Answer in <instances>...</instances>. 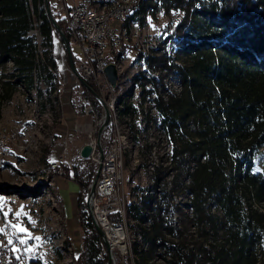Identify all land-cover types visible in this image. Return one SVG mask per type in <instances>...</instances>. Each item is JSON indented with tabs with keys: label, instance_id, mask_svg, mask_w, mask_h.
<instances>
[{
	"label": "trees",
	"instance_id": "obj_1",
	"mask_svg": "<svg viewBox=\"0 0 264 264\" xmlns=\"http://www.w3.org/2000/svg\"><path fill=\"white\" fill-rule=\"evenodd\" d=\"M152 2L182 15L175 59L156 50L145 61L149 75L171 72L178 90H156L145 72L132 78L139 100L149 99L152 126L168 147L169 181L160 166L152 167V185L134 186L123 221L116 215L109 221L130 231L128 264H264V0ZM53 19L61 25V19ZM32 31L41 38L43 52L37 51ZM53 37L61 44L42 0H0V105L17 87L27 96L33 91L39 107L56 100ZM5 64L11 72L5 73ZM86 83L96 92L92 82ZM121 105L115 110L118 118L132 110L124 100ZM90 179L85 185L74 180L80 186L76 210L82 237L73 264L106 263L84 212ZM5 252L8 264H20L11 244ZM115 255L121 264L127 252L120 256L114 250Z\"/></svg>",
	"mask_w": 264,
	"mask_h": 264
},
{
	"label": "rangeland",
	"instance_id": "obj_2",
	"mask_svg": "<svg viewBox=\"0 0 264 264\" xmlns=\"http://www.w3.org/2000/svg\"><path fill=\"white\" fill-rule=\"evenodd\" d=\"M47 1L51 15L60 19L59 0ZM164 14L161 24H152L151 14L146 15L145 21L151 26L158 42V48L152 50L153 54L158 53L156 50L165 51L167 45L174 44L178 47L176 41L182 35V31L177 29L181 13L165 9ZM31 35L34 36L37 51L43 52L46 48L40 44L41 38L35 31ZM50 51L56 64V100L50 105L44 102V106L39 107V100L33 91L27 96L22 88L17 87L0 105V132L5 129L13 132L16 137L14 146L0 162V197L5 201L0 209V228H5L2 234L5 245L12 239L14 243L11 244V249H19L17 253L20 264L74 263L81 250L82 237L76 210L80 186L74 180H81L85 185L94 174V166L81 161L78 151L87 142V135L95 136L97 122L102 115L101 107L97 102L94 106L76 84L67 66L63 47L56 37L51 40ZM70 52L76 58L80 56L79 50L73 46H70ZM124 53L125 61L114 90L109 91L101 79H98L100 87L94 86L95 93L106 105L114 100L112 106L109 104L110 126L102 132L100 139L102 141L109 132L110 139L118 143V149L122 152L123 170L119 187L124 208L121 221L126 204L133 200L132 188L152 185V167L162 168L161 176L166 182L169 181L170 174L166 163L168 147L151 123L155 112L147 97L143 101L139 100L140 88L137 83H133L132 78L138 72H145V78H154L156 90L166 93L178 90L171 72L161 71L149 75L140 54L134 50H126ZM177 61L184 62L182 55L179 54ZM3 68L5 73L11 72L9 64L3 65ZM40 86L43 102L47 94L46 87L43 84ZM147 88L148 85L145 89ZM81 99L90 104L94 115L84 114ZM123 100L131 105L132 110L128 115L118 118L115 104L121 105ZM53 164H57V167L52 168ZM173 201L185 202L184 199L177 198ZM21 211L22 215L17 218L15 213ZM5 212L8 213L7 218L3 215ZM11 224H22L32 237L41 239H30L28 245L21 246L15 243L17 236L9 227ZM122 229L125 247L121 251L115 250L120 256L127 252L121 264H128V240L130 241L131 235L126 227ZM28 246L34 248V254L23 250ZM5 256L8 263L6 252ZM116 263L115 256L114 264Z\"/></svg>",
	"mask_w": 264,
	"mask_h": 264
},
{
	"label": "built area",
	"instance_id": "obj_3",
	"mask_svg": "<svg viewBox=\"0 0 264 264\" xmlns=\"http://www.w3.org/2000/svg\"><path fill=\"white\" fill-rule=\"evenodd\" d=\"M67 1L68 0H59L61 12L60 29L68 41L69 49L70 46H73L79 50L80 56L78 58L74 57L75 63L73 66L76 73L85 82L90 81L97 87H100L98 79H101L105 87H107L109 91H113V88L109 86L103 71L110 65L112 51L116 49V47H124L123 43L118 42V35H123L120 30V21L127 13H134L135 0H69V4ZM118 1L130 2V9L119 10ZM153 23L161 24L159 11H156V14H154L152 19V24ZM135 36H137V29H135ZM126 50L132 51L133 49L131 47L125 48V51ZM125 56L123 58L124 61ZM76 84L78 85L77 82ZM80 102L84 107L85 115H94L88 102L84 99H81ZM109 104L110 103L107 105L108 109ZM99 121L97 122V125ZM109 126L108 123L107 127L109 128ZM15 140L16 137L13 132L5 129L0 132V162L5 158L8 150L14 146ZM86 143L90 144L91 152L87 159L80 160L93 165L95 174L98 158L94 137H91V134L87 135ZM99 144L102 159L94 184L93 194L89 201V208L100 228L101 226L99 222L101 221L105 224L117 226V228H120V231H122L121 225H114L109 221V218L112 215H116L121 219V205L123 198H121L119 184L123 167L120 165L117 144L114 140L110 139L109 132L106 133V136L102 141L99 139ZM56 167L57 164L52 165V168ZM90 181L91 179L85 188L89 187ZM5 246L4 238L2 234H0V251H5ZM0 264L8 263L0 262Z\"/></svg>",
	"mask_w": 264,
	"mask_h": 264
},
{
	"label": "bare ground",
	"instance_id": "obj_4",
	"mask_svg": "<svg viewBox=\"0 0 264 264\" xmlns=\"http://www.w3.org/2000/svg\"><path fill=\"white\" fill-rule=\"evenodd\" d=\"M90 1H100V0H90ZM158 6H153L152 1L150 0H135L134 1V13H127L121 19L120 30L122 31L123 35H118V42L123 43L124 47H116V49L112 51V56L110 57V65L114 67L115 72H116V76H117L116 81L118 80V76L120 75L122 71V63L124 62L123 58L125 56V53H124L125 48L132 47V49L136 53L140 54L139 57L141 58L142 62H145L146 59L153 54L152 50L158 48L157 47L158 42H157L156 36L153 35L151 26L147 25L145 21L146 15L151 14V17L153 19V16L154 14H156V11H159L160 22H162V18L165 16L164 14L165 9L161 6L159 7ZM118 9L119 10L130 9V2L118 1ZM135 29H137V36H135ZM181 39H182V35L180 36L179 40ZM177 50H178V47L172 44V46L167 45V48L164 52H166L168 58L175 59L174 54H176ZM113 102L111 101L110 106H112ZM110 110H109V114L111 116ZM110 116H109V125H110ZM86 128H87V125H86ZM116 144H117L118 157L120 159V165L123 167L122 152L120 149H118V143ZM122 208H124L123 199H122V205H121V218H122ZM123 213H124V210H123ZM99 219H100V215H99ZM99 224L110 245L111 252H112L111 254L112 264H114V257L117 256V255L114 256V250L118 249L119 251H121V250H124V247H125L124 236H123L124 232H122L123 231L122 226H121L122 231H120V229H118L117 226L105 224L104 222H101V221L99 222ZM0 262L7 263L5 251H0Z\"/></svg>",
	"mask_w": 264,
	"mask_h": 264
},
{
	"label": "water",
	"instance_id": "obj_5",
	"mask_svg": "<svg viewBox=\"0 0 264 264\" xmlns=\"http://www.w3.org/2000/svg\"><path fill=\"white\" fill-rule=\"evenodd\" d=\"M42 2H43L44 13H45L50 25L52 26L54 32H56L57 36L59 37V40L62 44L69 71L71 72L72 76L75 78V80L78 83V85L80 86V88L87 91L94 98V100L100 105L101 110H102V115H101L100 121L96 127L95 136H94V143H95V147L97 150L98 162H97L95 174L90 181L89 187L84 189L85 190L84 206H85L87 215L89 217L90 223H91L92 227L94 228L95 232L97 233V235H98V237L102 243L104 253L106 256V263L105 264H112V255H111L112 252H111L110 245H109V243L105 237L104 232L96 223L93 215L91 214L90 208H89V201H90L92 194H93L94 184L96 181L97 173H98V170L100 167V162L102 159V153H101V149H100L99 139H100V136H101L103 130L107 127V125L109 123V116H110L109 110H108L105 102L98 96V94H96L88 86V84L76 73L74 66H73V63H72V58H71V53H70L68 41H67L64 33L60 29V26L55 22L52 15L50 14L49 7H48V1L42 0ZM103 72H104V76H105L109 86L111 88H114L115 83H116V79H117L114 67L112 65H109L104 69ZM90 152H91V146H90V144L86 143L80 147V149L78 151V156L80 159L85 160L88 158ZM118 229H120V228H118Z\"/></svg>",
	"mask_w": 264,
	"mask_h": 264
},
{
	"label": "snow or ice",
	"instance_id": "obj_6",
	"mask_svg": "<svg viewBox=\"0 0 264 264\" xmlns=\"http://www.w3.org/2000/svg\"><path fill=\"white\" fill-rule=\"evenodd\" d=\"M4 203H5V201L3 200L2 197H0V209L3 208ZM9 211H11V210H9ZM3 215L7 218L8 213L5 212V213H3ZM21 215H22V211L15 213V216L17 218H19ZM9 227H11V229L14 230V234L17 236V239H16L15 243H17V244H19L21 246L28 245V241L30 239H34L36 241H39L41 239L40 237H32V235L28 231V229L26 227H24L22 224H11V225H9ZM4 232H5V228H0V234H3ZM20 234H23V236H21ZM8 243L9 244H13L14 242H13L12 239H9ZM23 250L25 252H33V254H34V248L31 247V246L25 247ZM13 251H19V249L14 247ZM17 258L19 259L20 257H17Z\"/></svg>",
	"mask_w": 264,
	"mask_h": 264
},
{
	"label": "crops",
	"instance_id": "obj_7",
	"mask_svg": "<svg viewBox=\"0 0 264 264\" xmlns=\"http://www.w3.org/2000/svg\"><path fill=\"white\" fill-rule=\"evenodd\" d=\"M80 149V148H79Z\"/></svg>",
	"mask_w": 264,
	"mask_h": 264
}]
</instances>
